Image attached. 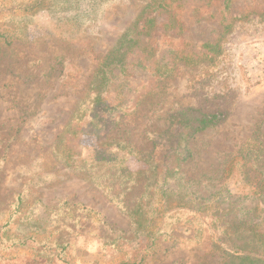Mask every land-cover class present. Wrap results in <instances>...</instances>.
Returning a JSON list of instances; mask_svg holds the SVG:
<instances>
[{
    "label": "rangeland",
    "instance_id": "1",
    "mask_svg": "<svg viewBox=\"0 0 264 264\" xmlns=\"http://www.w3.org/2000/svg\"><path fill=\"white\" fill-rule=\"evenodd\" d=\"M37 1L0 0V31L10 37L7 58L0 56V264H114L136 252L130 208L141 187L133 189V176L147 164L133 155L123 164L101 160L95 135L83 136V161L76 168L53 147L79 96L93 82L95 57L112 49L148 0ZM55 61L72 79L50 73ZM106 95L115 99L117 86ZM179 107L221 114L220 124L189 142L192 157L184 170L187 178L213 177L212 184H221L225 196L209 203L206 217L192 211L168 220L162 214L152 217L151 229L163 232L145 264H219L217 236L209 231L212 220L234 217L239 208H253L264 197V152L257 164L247 162L253 167L250 177L243 170L245 143L259 125L264 149V14L240 18L214 62L178 70L166 82L163 97L124 117L110 137L147 149L148 132L163 131ZM153 154L163 174L166 146L158 145ZM254 173L262 178L260 184L251 178ZM19 196L24 200L11 219ZM38 205L49 225L35 232L28 219L32 213H26ZM156 205L161 207L158 197ZM223 207L233 211L224 214ZM121 233L125 240L117 250L110 243ZM28 234L67 241L66 260L39 252L33 239L10 246L12 239Z\"/></svg>",
    "mask_w": 264,
    "mask_h": 264
},
{
    "label": "trees",
    "instance_id": "2",
    "mask_svg": "<svg viewBox=\"0 0 264 264\" xmlns=\"http://www.w3.org/2000/svg\"><path fill=\"white\" fill-rule=\"evenodd\" d=\"M252 13L264 14V0H148L112 49L104 56L95 57L97 64L93 82L79 96L71 119L53 148L63 162L76 168L83 161V136L95 135L102 149L101 160L123 164L133 155L147 164L146 169L138 170L133 176V189L136 185L141 187L137 203L130 208L135 229L132 242L136 252L114 264L146 263L148 250L163 232V228L158 231L151 229L152 217L162 214L168 220L179 211H192L206 217L209 203H220L219 200L225 196L221 184H212L214 178L205 175L187 178L184 166L192 157L189 142L197 134L220 124L222 116L195 107H179L170 113L168 126L163 131L148 132L149 147L144 150L130 141L112 138L110 134L120 128L124 117L138 112L148 100L163 97L166 82L178 70L214 62L223 51V38L234 31L240 18H247ZM9 38L0 31L1 57L7 58L10 51L5 47ZM140 72L144 76L139 77ZM50 73L64 74L72 79V74L67 73L65 67L58 68L56 61ZM113 86H117V97L111 100L106 94ZM261 135L259 125L244 146L249 147L243 155V170L247 178L253 171L247 162L254 159L252 165L257 164L264 152ZM158 145H164L168 150L163 174L157 171L153 154ZM252 176L260 184L259 179L262 181V178L255 173ZM157 197L161 202L160 210L155 206ZM23 200V197H18L11 219L18 214ZM225 200L229 201L228 198ZM253 206L239 208L234 217L219 216L212 220L209 231L217 236L216 248L222 257L219 264H264V197L258 198ZM41 207L38 205L26 213H32L28 219L35 232L44 231V227L49 225ZM220 210L224 214L233 211L230 207ZM157 211L160 213L156 214ZM5 233L6 230L2 236ZM59 238L38 240L36 234H28L12 239L10 246L26 245L28 239H33L40 247L39 252H49L66 260L68 242ZM123 240L125 236L121 233L110 244L117 249Z\"/></svg>",
    "mask_w": 264,
    "mask_h": 264
}]
</instances>
